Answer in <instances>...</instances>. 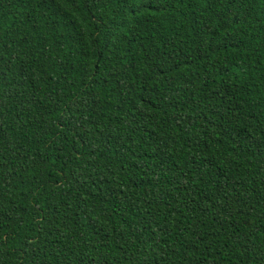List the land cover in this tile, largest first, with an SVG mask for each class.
<instances>
[{
  "label": "trees",
  "instance_id": "16d2710c",
  "mask_svg": "<svg viewBox=\"0 0 264 264\" xmlns=\"http://www.w3.org/2000/svg\"><path fill=\"white\" fill-rule=\"evenodd\" d=\"M0 264H264V0H0Z\"/></svg>",
  "mask_w": 264,
  "mask_h": 264
}]
</instances>
